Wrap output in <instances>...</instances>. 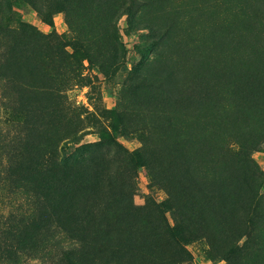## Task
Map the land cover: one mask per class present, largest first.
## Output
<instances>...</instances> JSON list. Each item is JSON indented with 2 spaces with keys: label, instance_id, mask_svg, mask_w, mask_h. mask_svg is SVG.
<instances>
[{
  "label": "rangeland",
  "instance_id": "obj_1",
  "mask_svg": "<svg viewBox=\"0 0 264 264\" xmlns=\"http://www.w3.org/2000/svg\"><path fill=\"white\" fill-rule=\"evenodd\" d=\"M36 2L0 28V264H264V0Z\"/></svg>",
  "mask_w": 264,
  "mask_h": 264
},
{
  "label": "trees",
  "instance_id": "obj_2",
  "mask_svg": "<svg viewBox=\"0 0 264 264\" xmlns=\"http://www.w3.org/2000/svg\"><path fill=\"white\" fill-rule=\"evenodd\" d=\"M33 5L37 6L38 0H29ZM133 2V6L134 7H139L141 4H142V0H132ZM7 5H8V0H0V28H2V30L4 29V25L6 23V17L8 15V10H7ZM120 148V147H119ZM144 155H141V158L143 159ZM32 224V222H31ZM26 224L24 225L23 228H25ZM73 249H70V250H67L65 252L66 254V257H68V259H70V256H71V252H72ZM2 252H7V250L5 248L2 249ZM9 252V251H8ZM0 259L4 260L5 259V256H1L0 255ZM7 259V257H6ZM5 259V260H6Z\"/></svg>",
  "mask_w": 264,
  "mask_h": 264
}]
</instances>
